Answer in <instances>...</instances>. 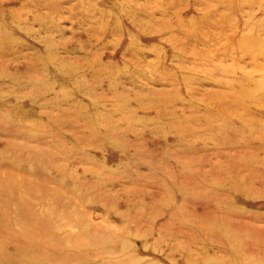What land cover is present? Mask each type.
<instances>
[{
    "label": "rangeland",
    "instance_id": "1",
    "mask_svg": "<svg viewBox=\"0 0 264 264\" xmlns=\"http://www.w3.org/2000/svg\"><path fill=\"white\" fill-rule=\"evenodd\" d=\"M0 264H264V0H0Z\"/></svg>",
    "mask_w": 264,
    "mask_h": 264
},
{
    "label": "bare ground",
    "instance_id": "2",
    "mask_svg": "<svg viewBox=\"0 0 264 264\" xmlns=\"http://www.w3.org/2000/svg\"><path fill=\"white\" fill-rule=\"evenodd\" d=\"M241 85V84H240ZM244 86V85H243ZM240 89H241V87H240ZM246 90V89H245ZM251 98V97H250ZM231 102H232V100H231ZM221 113V112H220Z\"/></svg>",
    "mask_w": 264,
    "mask_h": 264
}]
</instances>
